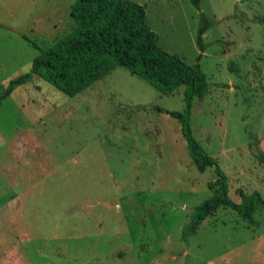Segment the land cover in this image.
Masks as SVG:
<instances>
[{"label":"rangeland","instance_id":"374dc122","mask_svg":"<svg viewBox=\"0 0 264 264\" xmlns=\"http://www.w3.org/2000/svg\"><path fill=\"white\" fill-rule=\"evenodd\" d=\"M77 1L0 0V96L75 29ZM131 1L162 48L207 76L192 135L230 199L264 198V0ZM184 92L118 66L75 97L35 76L3 99L0 264H264L263 208L248 221L221 207L189 230L217 176L197 169L181 124L155 109L183 112Z\"/></svg>","mask_w":264,"mask_h":264},{"label":"trees","instance_id":"16d2710c","mask_svg":"<svg viewBox=\"0 0 264 264\" xmlns=\"http://www.w3.org/2000/svg\"><path fill=\"white\" fill-rule=\"evenodd\" d=\"M200 6V0H192ZM75 29L42 50L33 60L30 73L10 82L3 99L19 86L38 76L69 97H75L103 79L118 66L127 67L133 75L142 77L165 95L185 87L186 108L183 112L155 108L181 124L192 161L200 172L213 168L217 179L208 184L212 197L195 208L190 232L221 207L230 208L241 218L251 221L264 198L259 192L240 191L241 202L229 197V181L217 161L194 139L191 128L193 100L203 99L209 89L208 78L200 65H189L169 53L159 44L157 34L150 28L145 6L131 0H78L72 6ZM205 17L198 32L200 49L198 61L205 51L203 35L209 25ZM32 44V43H31ZM36 48L38 46L33 44ZM40 49V48H38ZM41 50V49H40ZM188 230V229H187Z\"/></svg>","mask_w":264,"mask_h":264},{"label":"crops","instance_id":"0c3cea01","mask_svg":"<svg viewBox=\"0 0 264 264\" xmlns=\"http://www.w3.org/2000/svg\"><path fill=\"white\" fill-rule=\"evenodd\" d=\"M18 200V199H17Z\"/></svg>","mask_w":264,"mask_h":264}]
</instances>
